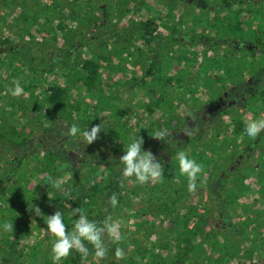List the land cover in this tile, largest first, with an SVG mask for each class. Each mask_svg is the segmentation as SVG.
<instances>
[{
    "label": "rangeland",
    "instance_id": "1",
    "mask_svg": "<svg viewBox=\"0 0 264 264\" xmlns=\"http://www.w3.org/2000/svg\"><path fill=\"white\" fill-rule=\"evenodd\" d=\"M205 2L213 8L217 6L215 0H205ZM99 3L101 4L94 0H0V36L8 38L11 47L8 51H0V129H9L7 132L10 138L6 139L0 133V174L5 159L9 157L7 151L9 150L10 153L13 148L16 150V138L22 119L19 116L21 105L24 110L39 111L37 115L40 122L48 119L50 107L45 101V90L49 86L68 88L69 104L75 103L79 107L77 113H73V118L77 120L76 125L82 131L90 130V126L102 124L101 133L104 135V139H101L103 143L97 140L91 145H87L82 136L79 138L78 135L72 138L73 143L76 144H74L75 148L70 150L62 142L65 137L63 133L60 137L59 126L50 128V133V129L46 127L48 133L42 128L39 130L41 134L38 137L41 142L39 148H36L35 158V168L40 170L37 177L39 183L42 182L44 174H47L46 178L50 177L49 172L44 169L48 166L47 160H51L50 147L55 141L59 144L61 141L62 144L56 146L57 152L78 155L80 161L70 162L67 166L72 170L71 174L59 171L55 174L57 176L51 178L63 179V192L49 185L42 196L45 202L39 207L42 214L36 215L34 212L20 235L14 238L11 232H4L0 225V264H53L51 249L55 238L47 232L46 218L56 211L62 212L68 230L71 231L73 227L70 225L78 218L72 216V209L82 207L90 220L103 209L106 191L102 189L108 183L110 175L106 169L112 166V160H118L122 156L120 154L122 152L114 148L120 142L115 141L112 135L121 125L127 124L122 136L124 142L127 136L142 137L147 144V151L151 150L160 161L166 145L160 142L154 146L148 141L155 131L162 130L161 126L154 123L155 121L151 122L152 119L161 117L162 113V125L166 119H169L170 123L173 120L171 124L175 126L180 121L184 125V130L175 135L177 141L174 143V150H171L173 152L171 160L177 165V174H179V164L176 155L184 150L189 153L190 158L203 165L207 175L202 176L197 182L195 193L188 192L187 180L181 176L179 183L173 181L172 184L164 181L146 185L128 181L119 183L118 206L107 212V216L111 215L120 223L123 234L122 242L115 244L124 249L126 257L122 260L116 258V264H132L133 259L136 262L138 248L143 249L148 253L146 255L150 256L147 259L148 264H171L176 261V252L182 249L181 242L186 238L185 235L181 236L186 230V226L181 225L182 221H189L190 228L194 224H200L201 219H206L208 223V227H205L206 232L210 230L212 224L222 225V228L228 226L238 234L233 238L239 246L248 244L252 241V220L263 222L261 215L264 210V191L249 171V167L256 168L259 173V165L264 163V133L254 140L246 134L237 139L229 138L231 135L227 134L225 148L224 144L217 143L213 149L208 137L205 142L203 140L204 144L198 147L194 135L191 134L189 138L183 132L186 128L192 129L195 119L194 110L197 107L194 97L195 94L199 95V89L202 87L194 86V81L184 82L179 85L182 88L180 95L175 90L173 92L170 90L168 102L153 101L160 111L147 103V93L151 94L149 88H154L153 84L145 79L141 84L136 82L141 75V68L153 52L157 55L158 65L163 62L164 66L167 63L175 66V62L182 58L183 62L178 65L184 68L179 70V73L181 77L185 76L192 80L196 72V68L192 67L196 60H199L198 55L206 46L204 44L210 43L212 46L211 42L215 40L217 43L214 46H218V49L209 52V55H223L219 51L225 47L223 40L227 37L224 32L212 36V25L214 22H221V25L227 28L228 24L223 22L226 11H214L213 14V11L196 9L188 0H100ZM248 6L257 7L251 3ZM240 10L239 4L229 8L227 12L241 14ZM215 15L217 18L212 20ZM252 16L253 14H250V17ZM227 18L230 19L229 16ZM149 19L154 20L157 25L154 34L156 37L164 38L169 29L176 26L185 40L189 35L193 39L201 37L202 43L197 42L195 45L196 59L193 57L194 48H186L185 44L174 49L163 47L155 51L149 43V38L143 36L139 29V25ZM30 55L33 60H29ZM101 57L103 58L99 59ZM89 58H96L99 61L100 84L93 94L84 91L80 88V84L75 82L80 64ZM174 70L178 69L174 68ZM15 81L20 82L26 95L19 98L11 96L9 89L14 87ZM157 89H154L153 93H155L154 97L159 99L160 93ZM201 99H205V96ZM152 110L154 112L150 113ZM6 115L10 117L6 118ZM134 116L137 119H134ZM246 119L255 118L250 114ZM225 120L228 121V118ZM134 125L138 129L136 126L130 129ZM182 139L186 144L182 143ZM250 144L254 146L252 151L249 149ZM79 147H82V150H79ZM239 153L247 156L244 157V162L238 163L236 167L234 164L238 160ZM93 161L101 172L97 182L90 175V165H92L90 163ZM83 163L88 165L83 166ZM75 169L78 171L75 172ZM89 179L91 181H87ZM204 179L206 183L202 182ZM91 184L99 188L97 197L89 199L87 193ZM154 188L156 192L152 197L158 199L157 204L144 205L147 198L142 197V194ZM53 196L57 200L60 197L63 205L55 204L52 201ZM146 203L151 202L146 201ZM11 206L9 204V210H12ZM192 210L195 212L193 213ZM5 219L9 217L6 216ZM259 223L255 228L261 227L258 233L264 237V227ZM200 239V235L193 237L192 242L187 245L188 249H192V245L199 244ZM11 241L17 243L13 262L9 261L11 258L8 245ZM32 248H35L34 251ZM218 249H220L219 253L213 255L211 259H216L219 263L223 258L224 249ZM240 249L238 247L236 253L232 251L227 257L229 262L223 264L244 262L239 258ZM131 256L134 258L131 259ZM207 256L210 257L211 252L208 251ZM67 261L68 259L61 264H66ZM144 262L142 260L139 263ZM88 264H97L93 256L88 257Z\"/></svg>",
    "mask_w": 264,
    "mask_h": 264
},
{
    "label": "flooded vegetation",
    "instance_id": "2",
    "mask_svg": "<svg viewBox=\"0 0 264 264\" xmlns=\"http://www.w3.org/2000/svg\"><path fill=\"white\" fill-rule=\"evenodd\" d=\"M188 2L196 9L202 8L213 11V14L220 10L226 11V14L224 13L225 17L223 16L225 21L223 22L228 24L227 28L221 25L220 21V23L214 22L212 25V36H214L215 33L220 34V32H224L227 37L223 40L226 44L225 47H222L223 50L219 51L223 53V55H209V52L218 49V46H214V44L217 43L215 40L211 42L212 46H210V43L209 45L204 44V46H206L203 48V51H200L198 55L199 60H196L193 67L190 66L196 68L194 78L190 80L185 76L181 77L179 73V70L184 68H180L178 65V63L183 62L182 58H180V61L175 62V66L169 65L168 63L164 66L163 62L158 65L156 64L157 55L153 52L141 68V75L136 82L141 84L143 83L142 80L145 79L153 84V90L149 88L151 94L147 93V103L153 108L160 110L153 101L160 100L162 103L163 101L168 102L170 100V90L172 92L175 90L176 93L180 95L182 88L179 87V85L184 84L186 81H194V86L203 88L199 89V95L195 94L194 97L197 102L196 110H194L195 119L192 124L194 139L198 147L204 144L206 138L209 137L208 141L212 147L211 149L215 148L217 143L224 144L225 148L227 134H230L231 136L229 138L233 139L240 138L243 134H246V123L250 121L246 118L250 114L251 117L255 119L264 115V104H262L261 101V97H264V0H215V3L217 2L215 8L208 6V4L202 2V0H188ZM250 3L257 5V7H249L248 4ZM228 4L230 5L227 6ZM239 4L241 6V14H229L230 12H227L229 8H233L234 5ZM218 5L223 6L220 8ZM219 14L221 15V13ZM250 14H253V16L250 17ZM227 16H229L230 19H228ZM237 17L239 20H237ZM216 18L215 15L212 20ZM155 32L149 37V43L155 51L163 47L168 49L172 47L174 49V47L185 44L186 48H194L193 52H195V54L193 57L196 59L197 52L195 50V45L197 42H201L200 37L193 40V37L189 35L187 40H185L184 35L178 31L177 26L173 29H169L164 38L154 36ZM240 42L251 43L252 48H238L237 45ZM152 65H155V67H152ZM174 68L178 70L175 71ZM144 74H146V76ZM175 75L176 77H173ZM169 80L171 81L170 87ZM172 85H176L177 87ZM154 89H157L160 93V95H158L159 99L154 97ZM197 96L198 98H196ZM202 96H205V99H201ZM49 107L48 119H45V121L41 120L40 122L37 115L39 111L24 110L23 105H21L19 116H21L22 119H20L19 132L16 138V150L13 148L12 152L8 153L9 150L7 151L6 154H9L10 158L8 157V159H5L6 161L2 165L0 174V225H3L5 222H11L14 228L18 227L20 231L25 229L27 220L34 214L32 207H40L42 203V192L45 193L49 187L47 184L48 181L52 177L57 176L55 175L56 166L61 167L60 173L71 174L72 170L62 168V165L65 164L68 166L70 162L80 161L78 155H68L60 151L57 152L55 148L59 143L55 141L50 147V150H52L50 152L51 160H47L48 166L44 169V171L49 172V180L46 178L47 174H44L42 182L39 183L37 177L40 174V170L35 168V158L37 157L36 148H39L41 142V139L39 140L38 137L41 134L39 130L42 128L47 132L46 128L49 130L50 128L52 129L53 127L56 128L59 126V132H61L60 137H62V133L65 137V139L62 140L64 145L68 146L70 150H73L75 148L74 144H76L73 143L71 137L65 135L67 127L77 123V120L73 118V114L69 119H65L58 115L55 106ZM8 113L14 114L12 111H8ZM9 117L10 116L6 115V118ZM162 117L163 113L161 118ZM226 118H228V121L225 120ZM134 119H137V117L134 116ZM233 119H240L242 121L241 130H238V132L241 133L240 135H233L234 128L233 125H231ZM7 122L9 121L7 120ZM171 123L169 119L164 121L165 126L168 125L172 127L171 131H168V133L174 134V138L177 139L175 135L184 130L183 122H180L181 125L179 123L176 126ZM136 128L138 129L137 126ZM7 131H9L7 128L4 130L0 129V133L3 137L10 139ZM79 138H81V136ZM167 139L168 138H166V140ZM166 140L165 142L161 141V143L169 148ZM157 141L159 140H156V142ZM183 141L185 142V140ZM59 142V146H62L61 141ZM80 142L82 143V141ZM252 149L253 148H251L250 151H252ZM79 150H82V147H79ZM57 156L60 158L58 159ZM246 156L247 155L243 156L240 153L237 154L238 160L234 165L237 167L238 163L244 162V157ZM82 165L85 166L87 163H83ZM8 194H10L9 198ZM52 201H54L55 204L58 203L59 205H63V201L60 197L57 200L55 196H53ZM9 204L12 205L10 208L13 211L9 210ZM6 216H8L9 219H5ZM11 233L17 236L16 233ZM12 242L16 243L15 241H11V243Z\"/></svg>",
    "mask_w": 264,
    "mask_h": 264
},
{
    "label": "trees",
    "instance_id": "3",
    "mask_svg": "<svg viewBox=\"0 0 264 264\" xmlns=\"http://www.w3.org/2000/svg\"><path fill=\"white\" fill-rule=\"evenodd\" d=\"M94 1L98 2V4H101V3H99L100 0H94ZM102 1H106V0H102ZM202 2H205V0H202ZM229 5L230 4H228L227 6H229ZM222 6L223 5H220V7H222ZM103 8L105 9V5L103 6ZM19 13H20V11H19ZM230 14H232V13H230ZM237 20H239L238 17H237ZM156 28H157L156 23L154 22V20H151V19L144 21L139 25V29H141L143 36L148 37V38L152 36V34L155 32ZM60 30H62V27H60ZM194 39H196V37H194ZM200 39H201V37H200ZM10 48L11 47H10L9 39L3 38L0 36V51H2V50L8 51V50H10ZM28 53L31 54V51L28 50ZM102 58L103 57H101L99 59H102ZM29 60H33V57L31 55L29 56ZM98 62L99 61L96 58H89V59L82 61V63L79 66V72H78V74L75 75V82L80 84V88L83 89L84 91L88 92L89 94L95 93L97 90V87L100 84V79H99V74H98V68H99ZM152 67H155V65H152ZM144 75L146 76V74H144ZM169 84L171 86L170 80H169ZM96 96L97 95H95V97ZM68 98H69L68 88L61 87V86H49L45 90V101H46V103L49 106H55L57 111H58V115H60L62 118H65V119L66 118L69 119L70 117H72L73 113H77V111L79 110V107H77L75 105V103L69 104ZM97 99L99 100L98 97H97ZM261 101H262V104H264V97H261ZM93 108L96 109L95 106H93ZM153 112L154 111L152 110V112H150V113H153ZM125 121H126V119H125ZM153 121H155L154 123L157 124L158 126H161L162 129H167V131H171V129H172L171 126L162 125L161 117L157 118L156 120L152 119L151 122H153ZM241 122L242 121L240 119H233L231 125H233V128H234V133H233L234 136L241 134L240 132H238V130H241ZM91 125H93V122L91 123ZM90 127H92V126H90ZM126 127H127V124H125V125L123 124L120 126V129H117L114 132V134H112L114 136V140L120 142V144L114 146V148H118L119 151L122 152V153H120L121 155L124 154V148L126 146V143L130 140L131 137H133V136L125 137V142H124V139L122 140V138H124L122 136L124 134V129ZM130 129H134L133 126ZM146 129H148V127ZM166 138H168L166 140V142L169 145L168 146L169 148H167V147L163 148V153L159 159L160 160L159 162L162 164V166L164 168V179H163V181L168 183V184L169 183L172 184L173 181H177V179L180 178L179 174H177V165L175 163H173L171 160V157L173 154V152H171V150H174L173 149V147L175 146L174 143L177 140H175L174 134H170ZM101 139H104V135L102 133H100L98 141L102 142ZM149 140L150 141H148V143L151 145H154V146L160 144V142H161V141L156 142V139H152V138ZM182 143L186 144V142H184V141H182ZM253 147H254L253 144L249 145L250 150ZM143 149L145 151H147V144L145 142L143 144ZM57 158L59 159L60 157L57 156ZM90 164H92V165H90V167H91L90 175L93 176L94 180L96 179V182H97V178L99 177V174L101 173L99 171V166H95L96 163L94 161H93V163H90ZM62 168L68 169V167L65 164L62 165ZM121 168H122V165L120 164V159H118V160L114 159V160H112V166H109L106 169V171H108L110 175L108 178V183L102 189L103 191H106L105 202L102 205L103 209L101 211H98V213L91 219L92 221H95L98 224L102 223V221L107 216L108 211L114 209L108 203V201H109V199L113 193H115L117 195L119 193L118 184L121 183V181H122ZM60 169H61L60 166H56V173H58L60 171ZM259 169H260V171L258 173L256 168H253L252 166L249 167V171L252 172V174H253V176H255L258 184H260L262 186V191H264V163L259 165ZM74 171L77 172L78 170L75 169ZM47 179H49V178H47ZM87 181H91V179H89ZM98 188L99 187L95 186L94 184H91L89 189H88L87 197L89 199L96 198ZM154 192H156L155 188H154V190L151 189V190L146 191L145 193L142 194V197L146 196L145 197V198H147L146 201L151 202V203H146V201H145L144 205L145 204H151L153 206V205L157 204L158 199L155 200L152 197V194H155ZM42 194H43V192H42ZM73 195H75V193H73ZM42 196H41V199H42V202L44 203L45 199ZM154 207L157 208L156 206H154ZM237 207L238 206H236V208ZM147 208H150V207H147ZM192 212L194 213L195 211L192 210ZM261 218H263L262 223H259L260 220H256V219L252 220V222H251V224H253V227L251 228V233H252L251 239H252V241L248 242V244H246V245L244 244L242 246H239V244H237V242L234 241L233 236H237L238 234L235 233L236 232L235 230L230 229L228 226H226L225 228H222V225L212 224L213 226L210 227V225H209L210 230L206 232L205 227H208V223L206 222V219L205 220L201 219L200 224H197V225L194 224L190 228L188 227L189 221H182L181 225L183 227L186 226L185 227L186 230L184 232H182L181 236L185 235L186 238L181 242L182 249L180 251L178 250L176 252V261H173L171 264H223V263H227V262H229V260L227 261L228 255H230L232 253V251L234 253H236V250H238V247H239V249L241 248L240 249L241 254H240L239 258L242 261H244L240 264H264V237H262L258 233L261 227L255 228V227H257L256 226L257 223L261 224V226L264 227V210H263V213L261 215ZM70 226L73 227L74 224L72 223ZM12 232L16 233L17 236L21 234V231L18 227H15ZM239 232H242V230H239ZM197 235L201 236L199 244L192 245L191 246L192 249H188V247H187L188 243H191L192 238L197 236ZM13 236H14V238L17 237L15 235H13ZM16 246H17V243H14V242H12L8 245V248L10 249V254L8 253L10 258H11L9 260L10 262H13L15 260V254H16L15 248H16ZM106 246L108 247V255H107L106 259L100 261V264H116V260H115L116 259L115 249L117 248L116 244L106 240ZM87 247L90 249V253H92L89 255V257L94 256L92 246L89 244V245H87ZM35 248H32V250L34 251ZM218 248L224 249L223 258L221 259V262H219V263L217 262L216 259H214V260L211 259V257H213V255L219 253L218 250L220 251V249H218ZM205 249H207V250L205 251ZM240 250H239V252H240ZM208 251L211 252L210 257L207 256ZM146 254H148L146 251H143V249L138 248V252L136 254L138 260L136 262L134 261V259L131 260L132 264H140L142 260L145 261L143 264H148L147 259L150 256L148 257ZM132 258H134V257L131 256V259ZM66 264H82L80 254L74 252L71 255V257L68 258V261Z\"/></svg>",
    "mask_w": 264,
    "mask_h": 264
},
{
    "label": "clouds",
    "instance_id": "4",
    "mask_svg": "<svg viewBox=\"0 0 264 264\" xmlns=\"http://www.w3.org/2000/svg\"><path fill=\"white\" fill-rule=\"evenodd\" d=\"M9 92L11 96L16 98L26 95L19 81L14 82V87L9 89ZM102 130V124L83 131L76 124H73L67 127L65 135L71 138H76L80 135L87 145H91L98 140ZM192 131V129L186 128L183 133L190 138ZM245 133L253 140L260 136L261 133H264V115L258 119L248 121ZM169 135L170 133H168L167 129H162L155 131L152 138L165 142L166 137ZM143 144L144 140L142 137L133 136L125 146L124 154L120 157V164L122 165L121 183L128 181L146 185L163 182L164 168L162 164L151 150L145 151L143 149ZM176 159L179 164V176L186 178L188 192L195 193L197 191V182L201 180L202 176L206 177L207 175L203 165L190 158L189 153L184 150L177 153ZM202 182L206 183V179ZM63 183V179H50L47 184L51 188L63 192ZM177 183H179V179H177ZM108 203L113 208L117 207L119 203L117 194L113 193ZM32 210H34L36 215L42 214L39 207L33 206ZM71 214L73 217H78L74 221L71 231L68 230L62 212L56 211L53 215L46 218L47 232L55 238L51 249L53 264H61L62 261L71 257L73 252L80 254L82 264H88V257L92 254L87 247L89 244L94 252L93 259L99 264V261L106 259L108 255L106 240L112 243L122 242L121 225L111 215L106 216L102 223L98 224L88 218L82 207L72 209ZM2 227L4 232H12L14 229V225L11 222H5ZM115 257L118 260L124 259L126 257L124 249L117 247L115 249Z\"/></svg>",
    "mask_w": 264,
    "mask_h": 264
},
{
    "label": "water",
    "instance_id": "5",
    "mask_svg": "<svg viewBox=\"0 0 264 264\" xmlns=\"http://www.w3.org/2000/svg\"><path fill=\"white\" fill-rule=\"evenodd\" d=\"M238 48H252V45L251 43H243V42H240L238 43Z\"/></svg>",
    "mask_w": 264,
    "mask_h": 264
}]
</instances>
